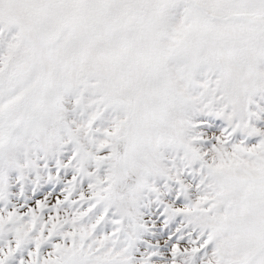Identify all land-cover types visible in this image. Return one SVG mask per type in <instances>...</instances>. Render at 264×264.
I'll return each instance as SVG.
<instances>
[{
  "label": "snow or ice",
  "instance_id": "obj_1",
  "mask_svg": "<svg viewBox=\"0 0 264 264\" xmlns=\"http://www.w3.org/2000/svg\"><path fill=\"white\" fill-rule=\"evenodd\" d=\"M0 264H264V0H0Z\"/></svg>",
  "mask_w": 264,
  "mask_h": 264
}]
</instances>
